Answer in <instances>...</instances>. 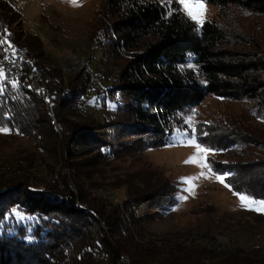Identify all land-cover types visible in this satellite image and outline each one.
Returning a JSON list of instances; mask_svg holds the SVG:
<instances>
[{"label":"trees","instance_id":"trees-1","mask_svg":"<svg viewBox=\"0 0 264 264\" xmlns=\"http://www.w3.org/2000/svg\"><path fill=\"white\" fill-rule=\"evenodd\" d=\"M205 1L217 5L218 20L198 24L178 0L99 1L86 29L101 49L108 77L116 73L112 80L118 89L107 87L120 95L113 119L118 112L127 117L108 126L113 131L119 123L123 127L114 146L103 143L93 117L80 109L90 73L61 74L38 36L9 30L16 10L0 0V64L9 52L23 53L16 56L14 77L0 76V127L23 134L44 151L53 148L62 163L82 159V149L87 154L69 167L72 182L65 176L61 191L53 183L26 184L1 169L0 264H264V243L218 253L206 244L189 253L171 245L166 251L154 250V244L147 248V224L178 203L176 186L149 162L139 159L136 170L116 167L122 172L119 185L114 184L124 187L122 203L106 199L100 184H93V176H107L97 166L144 152L156 144L157 135L179 126V114L207 95H218L247 100L256 112L224 124L228 117L218 114L217 123L211 121L203 132L190 130L189 136L215 150L233 146L244 159L209 157L212 168L228 174L233 191L264 200V131L247 125L249 116L264 123V0ZM96 147L95 158L89 159ZM15 209L26 214L24 220L15 217ZM101 255L108 263H99Z\"/></svg>","mask_w":264,"mask_h":264},{"label":"rangeland","instance_id":"rangeland-1","mask_svg":"<svg viewBox=\"0 0 264 264\" xmlns=\"http://www.w3.org/2000/svg\"><path fill=\"white\" fill-rule=\"evenodd\" d=\"M99 1L77 0L79 6H74L69 0H8L16 10L12 15V18L16 19V23L12 24L9 30L13 33L18 31L19 34L38 36L48 60H51L63 75L67 76L76 71L62 69L66 65L67 55L85 62V71L90 73L91 78L80 109L93 117L94 125L92 127L100 133L104 140L103 143L109 142L115 146L116 144L112 141L119 136V131H122L123 127L119 123L116 126L117 130L113 131L108 126L115 121L122 122L127 117L124 113L118 112L116 119H113L115 117L113 112L118 101L116 96L120 98V95L119 91L111 92L107 90V87L114 86L115 89H118L115 80H112L116 73L112 72V76L108 77L105 66L100 64L101 49L90 42L86 29L88 22L94 17ZM202 2L205 7L203 21L213 17L218 20L220 11L217 5L209 4L205 0ZM181 8L183 10V5ZM253 34L250 36L246 34V38H255L256 35L252 36ZM44 61L47 62L46 59ZM46 65L47 63H45ZM1 68L0 64V76L3 77ZM110 70L112 71V68ZM246 101L234 102L218 95H207L202 103L194 109L179 114V126L172 125L171 129L167 128L164 133L157 135L153 139L156 141L155 145L149 146L140 154L134 153L131 157L127 155L120 157L119 160L108 161L110 166H97L107 173V176L101 178L97 175L93 176V184H100L99 192L114 203H122L125 192L123 186H117L119 184L116 179L120 180L122 172L116 171V167H121L124 170H136L135 167L141 163L139 159L149 162L151 167L159 170L170 182H173L176 186L175 196L177 199L180 196H187L186 200L178 199V203L165 216L147 224L148 233L144 237L145 242H148L147 248L151 249L154 244L156 247L154 250L166 251L165 248L168 250V245H171L172 247H181L189 253L196 245L206 244L208 245L207 249L218 253L232 250L237 246L242 249H250L254 243H258V245L264 243V212L255 210L260 207L259 202L264 201L263 199L256 200L248 196L257 203L248 207L241 206L238 196L233 194L236 191L232 189L231 180L225 181L230 185V190L217 182L215 176L207 173L206 169L204 171L208 178L195 180L193 193L183 191L186 185L181 183V178L198 176L201 172V168L196 164L184 163L196 151L191 146H184V143L193 137L189 136V131L199 129L203 132L211 121L217 123L218 118L222 119V117H218V114L228 117L223 124L229 123L230 119L236 121L234 116L240 118L247 112L250 113V116L253 115L256 108ZM250 116L247 117L250 122L247 125L264 131V123ZM189 119L191 123H189ZM256 134L257 131L254 130L253 135ZM133 139H135L134 136L130 138V140ZM141 139H146V136H142ZM64 144L68 148L67 141ZM74 147L76 146L73 145ZM96 148L93 155L90 154L91 150H87L90 151L87 153L92 155L89 159L95 158L93 156L98 151V147ZM50 149L44 151L38 148L35 143L21 133L9 132V130L7 133L0 132V171L1 169L10 170L6 174L7 176L8 174L15 175L16 178L24 180L29 185L43 184L46 187L53 183L52 185L61 191L63 188L61 180L65 176H67L68 182H72L70 177L74 172H71L69 167L79 161H85L87 154L82 153L84 151L82 149L80 153L82 159L77 161L73 158L69 162L62 163L56 157L53 148L51 152ZM90 149L93 147L91 146ZM213 150L214 154L209 157L216 160L223 159L233 162V160L244 159L243 155L233 146L225 150ZM65 158L68 159L66 156ZM109 168L114 171H110ZM215 173L223 174L216 171ZM12 212L19 220H24L26 216L23 211L18 209L12 210ZM105 231H108L107 228ZM154 250H150L149 253H154ZM203 256L209 257L210 253ZM106 258L102 256L99 263L107 262Z\"/></svg>","mask_w":264,"mask_h":264},{"label":"snow or ice","instance_id":"snow-or-ice-1","mask_svg":"<svg viewBox=\"0 0 264 264\" xmlns=\"http://www.w3.org/2000/svg\"><path fill=\"white\" fill-rule=\"evenodd\" d=\"M70 3H72L74 6H79L77 3V0H69ZM178 2L183 5V11L194 21H196L198 24L203 23V14L205 12V7L202 2V0H178ZM189 123H191V120L189 119ZM0 132L7 133V128H0ZM184 146H191L195 148V153L190 156L187 160L184 161L186 164H196L199 168H201V172L198 176H190V177H184L181 178V183L186 185V187L183 189V191L188 193H193L195 184L194 181L199 178H208L205 169L207 170V173H211L215 176V179L217 182L221 183L224 187L230 188V185L226 183L228 174H216L214 169L212 168V165L209 161V156L211 154H214V150L208 147H203L200 143H198L195 139V136H193L191 139L186 141L184 143ZM234 195H237L241 206L248 207L251 204L257 203L254 200H251L247 195L239 194L238 192H234ZM178 199L181 201L186 200L187 196H180ZM260 207L255 209L261 212H264V201L259 202ZM175 210V209H173ZM252 210V209H250Z\"/></svg>","mask_w":264,"mask_h":264},{"label":"built area","instance_id":"built-area-1","mask_svg":"<svg viewBox=\"0 0 264 264\" xmlns=\"http://www.w3.org/2000/svg\"><path fill=\"white\" fill-rule=\"evenodd\" d=\"M17 55H23L22 51L17 50V52H9L8 55L3 56L1 59V67H2V74L7 79H12L18 70V62L16 61ZM66 65L62 68L63 70H78V69H85L86 65L85 62L81 59L76 57H71L69 55L66 56ZM35 83L34 78L29 83L33 85Z\"/></svg>","mask_w":264,"mask_h":264}]
</instances>
